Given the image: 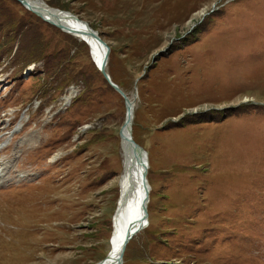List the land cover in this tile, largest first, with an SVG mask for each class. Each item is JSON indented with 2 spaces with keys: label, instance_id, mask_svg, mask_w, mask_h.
<instances>
[{
  "label": "rangeland",
  "instance_id": "obj_1",
  "mask_svg": "<svg viewBox=\"0 0 264 264\" xmlns=\"http://www.w3.org/2000/svg\"><path fill=\"white\" fill-rule=\"evenodd\" d=\"M42 1L99 33L135 102L151 192L122 264H264V0ZM22 8L0 0V264H97L125 106L87 44Z\"/></svg>",
  "mask_w": 264,
  "mask_h": 264
},
{
  "label": "water",
  "instance_id": "obj_2",
  "mask_svg": "<svg viewBox=\"0 0 264 264\" xmlns=\"http://www.w3.org/2000/svg\"><path fill=\"white\" fill-rule=\"evenodd\" d=\"M18 2L24 9L27 11L33 13L38 18H40L42 21H44L47 24H50L58 29H60L62 32L74 36L69 31L63 30L62 27L59 24V19L61 15L70 17L71 19L78 21V17L74 16L73 14L55 9V8H43L39 5H36L35 0H15ZM59 24V25H58ZM85 28L83 29V33L85 36L89 37L94 43L98 45L101 49V57L100 60L97 61L92 56V52L90 51L91 59L95 66L97 67L98 71L104 78V80L108 83V85L121 96L123 99V103L125 106V119L124 123L122 125V128L120 130V143L122 147V152L124 154V158L128 159L129 162L126 164L129 165L130 169L134 170V173L136 176V183H137V189H135L134 194L135 195V202L136 206H134L133 210V216H131V213H126L127 207H125L120 213V206H117L116 212L114 214L115 219L113 218L112 226L113 230L119 226V224H126V229L123 233V236L119 243V248L117 252H113L111 249V252L108 253V255L105 257L104 260L100 261L97 264H122L123 256L126 251V247L128 243L140 232H142L147 226H148V205H149V196H150V185L148 183V170H149V164H148V154L147 152L138 145L134 138L132 137L133 133V121H134V106L135 102L134 100L130 99L116 84L113 83L108 71H107V65L109 60V47L107 46L106 42L102 40L99 33L92 29L87 23H85ZM130 178V175L128 176ZM133 180H130V185L132 186ZM128 184V185H129ZM131 188V187H130ZM128 190V188H127ZM118 211V214L116 216V213ZM122 216V217H121ZM113 235V233H112ZM112 243V239L110 241V244ZM113 253H116V257H114Z\"/></svg>",
  "mask_w": 264,
  "mask_h": 264
},
{
  "label": "bare ground",
  "instance_id": "obj_3",
  "mask_svg": "<svg viewBox=\"0 0 264 264\" xmlns=\"http://www.w3.org/2000/svg\"><path fill=\"white\" fill-rule=\"evenodd\" d=\"M35 3H36V5H39L40 7L49 8V6L45 2H43L42 0H35ZM59 24L63 30L69 31L71 34H73L74 36H72V37H75L76 39L80 40L85 45L87 44L90 51L92 52V56L95 59H97V61L100 60L101 49H100V47H98V45L96 43H94L89 37L85 36V34L83 33V29L86 27L83 21H81V20L75 21V20L71 19L70 17L61 15L60 19H59ZM74 95L75 94L73 91H71V90L68 91L67 94L62 98L63 105L68 106L69 103L71 102L72 98H74ZM133 113H134V111H133ZM132 137H133V134H132ZM120 151H121V155H122V174L120 175V177L118 179V186H117L118 198L116 201V206H120L119 207L120 208L119 213L125 207H127V209H126L127 216L129 213H131V216H133L132 214H133V210L135 208L134 206H136V203H134L135 202V198H134L135 195L133 197H132V195L134 194L135 189H137V183L135 181L137 175H135L134 170L130 169L129 165L126 164L127 162H129V160L127 158L126 159L124 158L121 143H120ZM129 175H130V178H128ZM130 180H133L132 186L129 184ZM127 188H128V190H127ZM115 212H116V210H115ZM117 214H118V211L116 213V216H117ZM113 218L115 219L114 215H113ZM125 229H126V224H119V226L113 230V235L111 238L112 243L110 244V251L109 252H111V249L113 252H117V250L119 248L120 240L123 236ZM113 255H114V257L117 256L116 253H113ZM110 263L113 264L112 261Z\"/></svg>",
  "mask_w": 264,
  "mask_h": 264
},
{
  "label": "trees",
  "instance_id": "obj_4",
  "mask_svg": "<svg viewBox=\"0 0 264 264\" xmlns=\"http://www.w3.org/2000/svg\"><path fill=\"white\" fill-rule=\"evenodd\" d=\"M11 1H13L14 3H16V4H18V6H20L21 8H22V6L18 3V2H16L15 0H11ZM23 9V8H22ZM24 10V9H23ZM25 11V10H24ZM3 28H2V26H0V31L2 30ZM109 73V72H108ZM102 76V75H101ZM112 79V78H111ZM103 80H104V78H103ZM105 81V80H104ZM113 81V80H112ZM114 82V81H113ZM105 83L107 84V86H109L108 85V83L105 81ZM115 83V82H114ZM116 84V83H115ZM117 85V84H116ZM110 87V86H109ZM111 88V87H110ZM111 90L119 97V101L121 102V105L123 106V101H122V98L119 96V94H117L112 88H111Z\"/></svg>",
  "mask_w": 264,
  "mask_h": 264
}]
</instances>
